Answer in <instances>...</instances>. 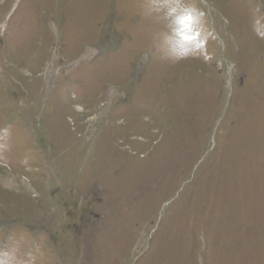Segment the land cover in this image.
<instances>
[{"label": "rangeland", "instance_id": "rangeland-1", "mask_svg": "<svg viewBox=\"0 0 264 264\" xmlns=\"http://www.w3.org/2000/svg\"><path fill=\"white\" fill-rule=\"evenodd\" d=\"M0 264H264V0H0Z\"/></svg>", "mask_w": 264, "mask_h": 264}]
</instances>
